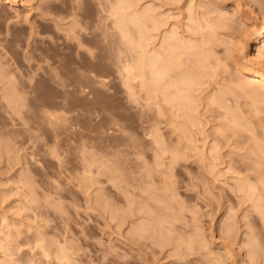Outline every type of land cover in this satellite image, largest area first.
Here are the masks:
<instances>
[{
    "label": "rangeland",
    "instance_id": "obj_1",
    "mask_svg": "<svg viewBox=\"0 0 264 264\" xmlns=\"http://www.w3.org/2000/svg\"><path fill=\"white\" fill-rule=\"evenodd\" d=\"M132 1H134L133 2L134 5L132 4L133 7H131L132 9L129 8L124 10L123 12H120L121 10H118L117 5L115 4V0H24L23 2L16 4L14 7L7 5L6 3H4V1H0V264H20V263L25 264V262L28 259H32L33 262L35 260L36 262L33 263L32 260L31 262L27 261L26 263L28 264H38V263L41 264L42 262L44 263L46 259L45 256L42 257L39 254L41 252H43L41 253L42 255L45 253L44 255H46L48 261L50 260V258L52 259L50 260L51 264H65L68 258L65 259L66 260L65 263L61 259V261L63 262L61 263L59 255L62 254L61 252H63L64 250L63 248L66 244L69 245L70 249L74 246L76 247L75 249L79 253L77 254L79 256V259H76L75 257L73 258V256H76L78 258V256L76 255L77 252L75 253L74 251L76 250L75 249L73 250V248L70 250L68 246H65L67 249H69V250L66 249L67 252L71 254L70 251H72L75 253V255L70 256L67 253L66 257H69L70 259L73 258L72 259L73 262L76 260L77 263L79 264L81 263L100 264V262H102L101 259V261L98 263L100 257L102 258V256L108 254L106 257L110 258V256L113 255V253L114 255L118 254L121 256L120 257L116 256V258H114L115 257L114 256L112 260L116 259L118 262L121 263V261L123 260L124 262V259L126 258L127 259V261H125L126 264L128 263L136 264L133 262H139L140 264H145V262L146 263L148 262L147 264H185L184 256L191 258V260L187 258L188 259L187 262L189 261L191 262L193 259H195L194 261H192V263L186 262V264H197V263L207 264L209 263V261L206 260L205 257L209 256L210 254L209 252H211L210 250H212L213 252L222 250L223 254L221 252H218V254L221 253L223 255L222 256L223 258L228 257L227 261H225L226 260L225 258L224 260L225 262H223V260L221 262V259H223V258L221 259L219 258L221 254L219 256L215 254L216 252L214 254L211 252L210 256L212 254L218 256L217 259L219 258V261L221 262L220 264L222 263L231 264L235 258L236 259L234 261L236 262L235 263L233 262L234 264H239V263L241 264L242 261L248 263V261L246 260H250L249 261L250 263L248 264H251L252 261L251 258H249L250 249L248 252L249 255L246 252L248 248H251L250 245L253 246V248L255 247L257 248V246L259 247L261 243L263 249H261L262 252L259 250L261 253L258 252V254L259 255L264 254V228L262 229L264 222H261V220H259L260 217L262 218L264 213H262L261 210L260 211L261 216L259 218L257 216L258 214L256 213V211L258 212V210L260 209H263L264 211V202L262 201V199L264 198L263 190L262 189L259 190V191L262 190L261 191L262 197L261 194L259 196L260 199L262 198L261 201L259 199V201H257L259 203L255 201L253 204V206L256 203L257 206L262 204L261 206H259L260 207L259 209L256 205L254 206V208H252L251 206L252 203L250 204L249 202H252L253 200L249 201L250 198H245V199L242 198V200L243 199L244 200L242 201L243 203L240 204L241 202L239 200L241 198H237L239 192V191L237 192L238 190L237 188H239L238 186H236L237 190L234 188L235 192H237L236 193L237 195L234 194L235 192L234 193L232 192L234 190H231V188H233L232 186L237 185L235 180L237 181L239 179L238 181L240 182V188L245 187V185L249 182L252 183L253 181L252 179H250V181L245 179L247 178L246 177L247 174L249 177L250 175L252 177L253 176L252 173H254L255 178H258L257 175L259 174L258 176L262 178V183H263L262 184L261 182H259L261 183L260 187L264 185V141H263L264 113L262 112L263 114H260L258 117L256 116V114L251 113L254 111L249 112L250 109H253L249 106L251 105L250 101H249L250 104L248 105L247 100L249 99L248 98L246 99V97H243L242 95H241L242 97L238 98L235 95H240V94L236 93V91L232 92V88H231L234 84L236 85L235 82L237 81H238L237 84L240 83L241 81H245V83L246 82L249 83V86L250 83L252 86L254 85L253 82H250L249 79L245 78L239 72L237 66L243 63L251 66L255 65L254 63H252L253 61L252 55L253 56L255 55L256 50L254 49V45L252 44V41L248 40L244 36L245 34L244 19L247 18L249 21L253 23L256 22L255 24L258 25L259 19L264 17V0H139V1L132 0ZM236 4H238L242 10L240 9V11H235V12L230 11ZM134 7H138V8H134ZM137 10L141 12L142 15L141 17H143L144 14L148 12L147 15L143 17L144 19L145 18L148 19V17H151V15L154 16L158 26V27L156 26L155 29V32L157 33H154L152 31L151 33H149L148 28L151 27V24H149L151 22L149 20L150 18L148 20L146 19L143 20V18H141V21H143L142 23L144 24V27L140 26L141 30L143 28L142 30L143 35L141 37L142 41L140 40L142 46L139 44L137 46L136 43L138 42H135L137 40L139 41L140 39L139 36H136L138 35V30L136 31L138 27L136 25H131L132 23L130 24V22L129 23L126 22L128 21L127 18H129L128 17L129 15L131 16L132 14L136 13L135 16L138 15V17H140L139 16L140 13H138ZM150 10L152 13L153 12L154 13L152 14L151 12H149ZM126 12H131V13L126 14ZM252 13L254 14L252 15ZM155 14L157 16H155ZM144 22H146L147 26ZM120 23L127 24L126 29L128 32L127 33L128 37H126L127 36L126 34V36L122 38L121 33L117 28V25H119ZM113 30L114 31L117 30V31L114 32ZM147 33L148 35L150 34L152 37L154 35V37L147 39L148 37H151L150 35L148 36ZM170 33L171 34L177 33L178 35L175 34V38L176 37L178 38V36H180L183 42L180 40L179 41L187 45L188 42L191 43L192 40L191 44L193 45L194 48L191 47L192 50L190 49L191 50L190 53L192 55H196V57H198L199 59H201L200 55L204 56L203 63L204 60L207 61V59L205 58L207 56L209 58L208 59L209 64L208 63H204V64L213 65V67H209V68L208 66L204 68L202 67V69H206V70L211 68L212 69L210 71V73H212L211 75L209 74V72L207 73L206 70L203 71L206 74H209L208 76L210 77L216 73V75L212 76L211 78L203 74L205 78L207 76L206 79L199 80L200 78L199 79L196 78L197 80H195L194 85L198 84V86L196 85L198 88L194 86L196 89H194L195 92H192L194 94L193 98L191 96L192 104L193 103L194 104L190 105L192 106L190 109L193 110L196 109L195 111H191V113L194 112L193 114L195 118L193 119L190 113L189 116L185 118V119L188 118L187 120H190L192 118L190 121H192L193 123L189 121V124H191V126L189 125L187 126L188 124L187 120L185 119L183 120V118H181L184 116L182 113L187 112L188 110L186 111L185 107H184L185 109L182 108L181 110L180 109L181 106L179 105L178 107L176 106L177 107V109L175 108L176 110L172 108L176 104V102L175 103L172 102L174 97H172L171 95L169 96L170 98L168 97V100H166L167 96L165 97L163 96L167 95L166 92L168 91L166 92L163 91L165 92V94L161 96L162 93H160L159 91L160 88L157 90L159 94L158 92H156L157 97L160 100L157 99V97L155 100H152V95H150L149 93L152 91V89H150L151 84L149 80H145L146 79L145 75H147L146 72L148 70L146 69L147 67L144 66V64L147 61V58H149L151 52L146 54L144 53L147 51L149 52L150 49L152 50L154 49L156 51L160 46L163 45V43L162 45L160 43L162 42L163 35L164 37H166L168 35H171ZM133 38H135V40H133ZM208 39L211 42H215L216 44L215 43L214 44L216 45V47L215 45L210 43ZM204 41H206L207 43ZM241 41L242 44L247 41L249 48L242 49V45L240 44ZM191 44L190 46H192ZM210 44L213 46L210 47ZM198 46L201 48L199 49ZM196 47L198 48L195 49ZM161 49L162 47H160L158 50L160 51ZM193 49L194 52L196 53L193 52ZM206 50H208L207 51L208 53L205 52ZM141 52L144 53L141 54ZM210 53L213 55H211ZM56 57L58 60L55 59ZM190 57L193 59L194 58L197 59L196 57H192L191 55ZM249 57H250V61H249ZM143 58H145V60ZM136 60H138V62ZM141 60L144 63L143 64L144 67L141 64H138V63H142ZM148 61L146 62V64H148ZM126 64H128L127 66L131 64V66L134 67H138L140 65L141 69L143 67L142 69L143 71H140V74L142 75L143 79L139 80L138 78H136L133 81L128 80L127 75L124 71V66H126ZM214 64L218 67V69L217 68L214 69ZM64 67L67 69L65 70ZM12 69L14 71H12ZM144 70L147 71L144 72ZM64 71L66 72V74L64 73ZM184 71L186 73L187 70ZM8 72H11V74H9ZM48 72H50L51 74ZM64 75L65 76L67 75L65 77L67 80L66 87H60L59 85L54 83L55 82L53 81L54 78L55 80L56 79L58 80L59 77L61 79V77H63ZM203 75L200 77L204 78ZM7 76L10 77L12 76V78L9 79ZM7 78L10 82L11 80H13L12 82L16 81L14 82V85H12V83H9V81L6 80ZM125 78L127 79L126 81ZM3 79H5V81ZM145 81L148 82V84ZM3 82L4 84L5 83L6 84L5 85L2 84ZM144 83L146 86L144 85ZM241 84L244 83L242 82ZM130 85L133 89L130 87ZM141 85L143 86V88ZM12 86L16 88L13 89ZM249 86H244V87H249ZM252 86H250L249 88H251ZM4 88H6L5 91L7 92L3 94V92H5ZM254 89H258V86L255 87ZM9 90L11 91V93H13V95L15 94L14 95L15 97H17V95H19L20 93L21 95L24 93V96L22 95L23 97L19 95L18 98L15 99V101H17L15 102L16 105L19 106L21 105L22 102L23 105L20 108L24 106L22 110L20 109L21 113L19 115H16V113L11 109L12 107L11 105H13L12 104L13 102L12 100H11L12 103L9 102L11 96L8 93ZM66 90L67 92H65ZM229 90H231V92ZM260 90H262V88L260 89L259 87L258 91L260 92ZM261 92L264 91L262 90ZM5 95H6V99H5ZM7 95H9L8 96L9 98L7 97ZM89 95L91 97H88ZM261 95L263 96L264 93L259 94V96ZM212 96H215V98H213ZM11 97L13 99V96ZM163 98L165 99L166 102L171 101L172 103H174V105L171 102L167 103L168 105L166 103H162L165 102L163 101L164 100ZM208 98L210 100H208ZM211 99L216 100L218 103L214 104L215 101H213L214 103H212ZM258 99L263 100L264 96L263 98L260 97ZM90 100L93 102H91ZM200 101L202 102L200 103ZM210 101H211L210 107L208 105L209 108L206 107L207 109L206 110L205 105H207L206 103H209ZM18 102H20V104H18ZM152 102H154V104H152ZM188 102L186 103L190 104V101ZM156 103L159 104L158 105L159 110H157V108L154 107V105L155 106L157 105ZM62 104L64 108L62 107ZM42 106L43 107L52 106L53 108L51 107V109H53L54 111L64 110L68 112L70 131L67 134L62 133L63 130L60 129L61 127L58 122L57 124H54V126H48L46 125V123L44 124V122H40L41 120L39 119V117H38L39 120H37L36 117L39 115L40 108ZM188 106L189 105H187V107ZM61 107L63 109H61ZM170 107L174 111H170L171 110ZM179 109L181 110V113L178 114L181 117L178 115L179 118H177L178 116H176L177 114L175 113V111L178 112ZM154 112L155 113L160 112V113L156 115ZM248 112L252 114L251 118L247 114ZM14 113L16 116L14 115ZM223 116L224 117L226 116L225 117L226 119L223 118ZM20 117L25 120L24 123L22 122V119ZM257 117L260 118L259 119L260 121H258ZM228 120L231 123L233 122L232 123L233 125H230ZM184 121H186L187 123L185 124ZM195 121L198 122L199 124L198 126L195 124ZM181 122L182 124L184 122V124L186 125L185 126L186 131L183 130L184 128L183 126H182L183 128H181L182 125ZM32 124L37 129L33 127ZM243 124H247V125L243 126ZM188 127L190 128V131ZM221 128H223V130ZM12 129L14 132L12 131ZM16 129L17 131L21 130V132L23 131L22 129H24L25 134L26 133L27 134L23 135L24 131L21 134L20 131L19 133H17ZM15 131L18 136L15 134ZM104 131H106L107 134L104 133ZM151 131L153 133L155 132L154 133L155 136L156 135L158 136V138L156 137L157 138L156 140L160 139L159 141L161 143L164 142V145L162 144L163 146H161L160 148L162 149L165 147L167 152L165 151V149H162L163 152L165 153L171 152L173 155H175L176 153L173 151V149L177 150L179 156L184 154L182 156L183 158L182 160L185 159L186 162L184 163L183 161L182 163L181 158L180 159L177 158L178 161H181L182 166H177L178 164L174 163L175 167H173V164H171L172 163L171 160H169L171 159L169 158L171 154L169 153H168L169 155L163 154V152L161 153V151H157L158 154L160 155L162 154L159 157V155L156 153L154 148L159 141L157 142V144L151 141L152 140L151 136L153 135ZM115 132L117 133L115 134ZM63 135L65 136L68 135V137L64 136L66 138L65 139L63 138ZM80 135L82 136V138ZM106 135H108L110 139H108L109 137ZM105 136L106 138L107 137L108 138L106 139ZM24 137H27L29 141ZM91 137H95L94 139H96L98 143L96 144L95 141L93 143L92 140L93 138ZM99 137H101L102 139H100ZM214 138L217 140H215ZM63 139L68 141H65ZM97 139H99V141ZM100 140L104 141L103 143H101L100 146L101 148L98 147L97 149H95L100 144V142H102ZM106 140H110V141L107 142ZM214 141L218 142L219 145ZM211 142L213 144L218 145L217 153L219 156L217 155V153L216 155L218 156L219 159H216V161L215 160L211 161L212 157L211 158L209 157L210 160L208 159L206 162L205 158L203 157L206 156V153H208L209 156L211 155L209 153L210 148L212 149V147L209 148V146L213 145L211 144ZM63 143L65 144V146ZM92 144L94 145V147ZM83 145L84 146L86 145L85 148L88 147V149H85ZM106 146L110 147L109 148L110 151L109 150L104 151L106 150ZM251 146L252 148H254V150L250 148ZM103 147L105 149H103ZM261 147L262 149H260ZM206 148H209V150H206ZM83 149L86 150V152L87 150L90 152L93 151L95 152V150H97L99 152L100 149L101 152L100 154L98 152L95 153L93 152L92 154L89 152L90 155L87 154L86 156L85 155L86 153L83 152L84 151ZM158 149L159 148H157L156 150ZM251 149L253 151H255L256 149L257 151H255V153L252 152L253 153L252 155ZM202 150L204 152L206 150V153L204 154ZM50 151H52L53 153ZM102 151H104V153ZM201 151L203 153H201ZM105 152H107L106 153L107 155L105 154ZM178 153L176 154L177 157H179ZM50 154H52L53 156ZM254 154L255 155L258 154L256 156L259 158H256ZM54 155L56 157H54ZM88 156H90V158ZM106 156L109 157L107 158ZM100 157L103 158L101 159ZM86 159L90 163L88 162V164H86L87 163ZM99 159L102 162H104L105 165L104 164L100 165V163L102 162H100ZM97 160H99L100 163H98ZM210 161L213 164H210ZM168 162L171 164V167L173 168L170 167V164ZM116 163H118L117 164L118 167L116 166ZM119 164L123 165L125 171H123V169L121 171L119 170V172L116 171L117 168L119 169L121 167V165L119 167ZM154 164L157 167H154L155 166ZM166 164H169V168L168 165ZM102 165H104L103 170L111 166L112 168L110 167V169L113 170L111 171L113 172V174L111 172L110 173L112 175H114V173L115 175L119 173V175L117 174L119 177L122 176L120 172L124 175L126 174L124 177H127L126 180L129 179L130 177L129 180H132L131 181L132 186L131 184L130 187L129 185L127 186V184H129L130 182L129 180H127L126 184H124L125 183L124 180H122L123 182H121V180L118 179L120 181L118 183L120 184L116 182L118 181L116 179L110 180L111 177L115 176V175L110 176V174L108 175L110 169H108L109 171L108 170L104 171V173L107 172L106 174L104 173L101 174L100 170H102ZM100 166L101 168H99ZM140 166H142V168ZM113 167L116 170H114ZM146 168L149 169L147 170ZM249 168H251L252 171L246 172L247 169L250 170ZM150 170H152L154 177L152 176V174L150 175L151 173ZM241 170L242 171L245 170V172L244 171L241 172ZM255 170L260 171L261 173H258ZM165 171L166 173H162ZM260 174L261 175L263 174V176H261ZM109 176L110 178L108 180ZM144 176L148 177V179L149 176L150 178H152L148 180L149 182L154 178L153 180L154 182L152 181L150 182V184L155 183L154 185L155 188L154 187L153 189L150 188V186L151 185L153 186V184L148 185L149 182L148 183L145 182L147 181L145 180L147 178H145ZM238 176L240 178H238ZM244 176L245 178H243ZM197 177H199V180L200 177H202L201 178L202 180L199 181ZM255 178L253 179L256 181ZM137 179L138 181L139 180L141 181L140 182L141 184H139ZM242 179L243 180L245 179L244 181L245 185L243 184ZM163 180H165V184L168 183L166 184V187H169V188L166 187L164 188L168 190L172 188L173 190V191L171 190L167 191L168 195L170 194V192L171 194L175 193L176 195L175 194L174 196L170 195L171 197L167 196L165 189L162 187L165 186ZM110 181L115 183L113 184L114 186L110 183ZM255 181H253L252 184L254 186H257V188L259 189L258 185L254 184ZM133 183L134 184L136 183L135 184L136 186ZM117 184L119 186L126 185L127 187H129V191L126 192L128 194L129 192H132V194L135 193L134 195L138 193L137 190L139 191V189L141 190L142 188V190L144 191L143 194L145 195L147 194V196L142 194L140 201L139 199L140 193H138V197L135 196V198L138 199L137 200L134 199V200H136V202H138L139 205L141 206L144 205L143 206L144 209L148 211V214H150L151 218H155V217L157 218L158 216H160V215L158 216L155 215V217H152L155 213L154 210H156L157 208L158 210H156V212L159 211V208L160 210L162 209V212L163 209H165L166 211L164 210V212L166 213L168 212L169 214L172 212L176 213L178 211L180 215H178V212L176 215L181 216L180 218L189 217V219L191 215L196 212L195 216L197 218L194 216V214L192 215L194 219L196 218L195 220L193 219V223L194 221L196 223V220L198 219L197 222L199 221V225H201V229H203L205 232L202 233L205 234L207 237L203 236L202 233L200 234L201 229H199V226H198L199 232L197 230L198 234L196 235L197 236L200 235L202 239H204L205 237V239L207 238L208 242L210 241L208 244V242H206V240L204 239L207 245H209L208 246L209 252L207 251L204 255L203 253L207 249L204 252L203 251L199 252L201 247L199 248L198 245L194 244L193 246L190 244L191 246H193L192 250L194 247H196V250L199 249V251L195 253L196 250L195 251L193 250L195 254L194 253L192 254L194 255L186 256V254L191 255L190 252H193L190 250H189L190 252H187L189 247H186V245H188L189 242L193 244L195 240V238L192 237L193 235H191V231H193L194 229L193 227L195 226V224L193 225L192 223H190L189 222L190 220L188 219L187 221H184L183 224L185 226L188 223L190 225L192 224L193 226L191 231H190L191 227L186 228L185 231L183 230L185 226L182 223H180L181 219L177 220L176 226L177 224H180V226H177L179 228L181 227V225H183V227L181 228L182 231L184 232H186V230H189L190 234H186L185 237L189 238L187 236L190 235V237L193 238V240L192 238L190 240H192L193 242L189 241V239L186 240L184 237H180L185 234L184 232L181 231L178 232V230L180 229L174 231L175 234L171 233L172 235H177V236L179 235L178 233H181V235H179L178 237L182 238L181 240H183L182 241L183 243L184 240L187 241V243L186 241L184 243L185 246L182 242H180L182 244L180 245L183 246L182 248L178 243H176L177 240L179 242V238L178 239L175 238L176 236L174 237L170 235V233H169L170 236L168 235L170 240L166 239V241L169 242V243L166 242V244L168 245H166L165 242L162 243L163 241H165V240L162 241V239H165V237L161 239L160 246L161 247L163 246L162 249L164 250L167 247L164 251L159 247V245L157 246L155 245L156 249L154 248V251L149 247L148 248L141 247V249L144 248L145 251H147L146 254H144L145 251L138 249L140 247L137 248L133 246L132 247L133 249L129 247V245L126 244V240H125L126 238L124 237V234H126L125 236H128L127 234L131 233V230L129 232L126 229H131L130 228L131 225H135V224L137 225V223L139 222L137 216L139 217V215H137L136 217L134 216L135 220L130 217L134 222H132L130 225V222L128 223L127 221L128 224H125L124 229L122 227L124 225L123 224L121 226V229L123 230L118 231L119 227H117V225L115 226V223H117L116 221L119 218V215L122 213V216H124V218L126 217L128 218L127 212L128 213L130 212L129 209L127 210L125 209L126 207L124 208L123 212H120L122 211L120 209H123V207L120 209L116 207L114 208V206H117L116 202L119 201H120L119 207H121L120 206L121 201H123V203H125V205L128 206L126 201H124V197L122 200H120L121 198L118 199L119 201L117 199L114 200V198H119V193H120L118 188L119 186H117ZM137 185H139V187ZM141 185L143 187H140ZM115 186L117 189L115 188ZM156 186L159 187L158 189L162 187L161 190L164 189V192L159 190L160 191L159 193L161 194L157 192L158 194L154 195L153 192L155 191ZM133 187H136L137 190L136 188L134 189ZM203 187L205 189H203ZM206 189L209 191V193L207 191L208 194H206L205 192ZM96 191L102 192L101 196L99 195L98 192L97 194ZM162 192L166 193L164 195L165 197L167 196L170 199L175 198V203H173V199L171 200L169 199L170 203L172 204L171 205L172 207L169 208H171L172 210L167 207V205H170V203L169 204L165 203L168 200L167 201L165 200L164 202L165 204L161 205V203L164 201L165 198L162 196L163 195ZM150 193L151 195H149ZM211 193L213 194V196ZM257 193L259 194L260 192ZM128 194L127 196L129 197V195L131 194L129 195ZM96 195H99L96 198L98 202H95L97 201L95 200L94 197ZM102 195L104 199L106 198L104 201L107 204L108 202L110 203L109 205L112 204V208L109 207L110 209L120 210V211L117 210L119 213L115 210L117 212V215L115 216L111 215L114 218H110L111 216L109 214L111 213L108 212L109 211L108 208H107L108 211L105 210L107 213L104 211L106 206L109 205L104 203V201L103 202L101 201ZM159 195L160 197L162 196L163 199L159 198L161 200H158L155 197L154 199L157 201H153V199H148L146 200V202L147 201L149 202L147 203L144 202L145 204L142 205L143 200L145 201L144 198H148V197L153 198V196H159ZM132 196H130L129 198H132ZM98 197L100 200L98 199ZM246 199L249 200L245 201ZM134 200L133 203L135 202ZM93 201L97 204L99 202L100 203L102 202L101 204L102 206L100 204L98 205L100 206V210L98 206L93 203ZM150 201L155 203L157 202V204L159 203L160 205L158 207H155L157 204L154 205ZM181 201L183 202L181 203ZM237 202L240 203L238 204ZM103 203L106 204V206L104 205L105 208L103 207ZM151 203L153 204L152 205L153 208L149 207ZM180 203L181 204L184 203L187 206V209L188 208L190 210L193 209L194 211L188 210L189 211L188 213L186 212L187 211L186 208H185L186 211H184L185 209L183 207L182 208L180 207L181 206ZM132 204L130 206H132ZM136 204L137 203L133 204L134 208L133 207L130 208L135 209ZM165 205L166 207H163ZM174 206H176V210L173 209ZM179 207H180V211L178 209ZM255 207H257L258 210L255 209ZM101 210H103V212ZM182 210L184 211L185 214L183 213ZM115 211H113L112 214H114ZM159 213H155V214H159ZM175 213L172 214L174 215ZM172 214L168 215L169 220ZM162 215H164V213H162ZM176 215L174 216L176 217ZM227 215H228L227 218L230 219L229 221H226L225 220L226 218H224ZM230 215L237 220V221L235 220L236 224L238 222L237 226L234 227L236 225L235 224L232 228V233H234L233 230H235L234 236L236 237L237 235V237L235 238V244H233L232 242H234V236L232 234L231 240L233 239V241L231 242V246H230L231 248L229 247L230 253L229 254L227 253L228 255L225 256L226 252L224 254V250H223V246L225 244L223 243L226 241V239L224 238L222 239L221 237L222 233H220L221 232L220 230L222 227L224 226L226 227L228 222L232 221L231 218L233 217H231ZM164 216L166 217V215ZM178 216L176 218H178ZM242 216H244L245 219L249 217L252 219V220L250 219L252 222L254 221L253 224L250 222V226H252L251 227L252 229L254 228L253 226H255L254 230H256V226L259 227V229L257 227L258 229L257 231L260 233V237H259V239L261 238L260 243L257 241L258 239L255 238L258 236L255 237L251 236V234L255 235L258 233H254L253 232L254 230L251 231L252 229L248 227L249 222L247 221H249V218L246 221L245 219H243L244 217L242 218ZM108 218L111 219V221H109ZM222 218L224 219L223 223H221ZM131 219L128 220L130 221ZM136 220H138V222H136ZM219 223L223 224L224 226ZM224 223H226V225ZM136 225L135 227H133L135 231L137 230ZM138 225H140V223ZM220 225L222 226L221 228ZM241 226H243V228H241ZM239 227L241 228L240 230L241 232L239 231ZM236 228H238V230ZM124 230H126L127 233H125ZM117 231L120 233H118ZM210 231L213 233H211ZM248 231H251V233L249 232L250 233L249 238L252 239L250 245L249 242H247V240L245 241L246 239L245 237H247L248 234L247 236H245L244 233H248ZM116 232L120 237L116 235ZM238 233L240 234V236H238L239 235ZM242 234L244 235L242 236ZM196 235L194 236L196 237ZM171 236L174 237L172 239H176V240L175 241L171 240ZM200 236H198L197 238H201ZM36 237L37 238L41 237V239L44 240L38 239L40 241H36L37 240ZM118 237L120 238V240L119 239L117 240ZM121 237L125 240V242H123L124 240L121 239ZM70 238H73L71 239L73 240L72 242L73 245L68 243L65 244V242L68 241L70 243ZM242 238L245 239L243 240ZM249 238L248 241L251 240V239L249 240ZM202 239L201 240L197 239V240L199 243H201ZM236 239H238V241ZM241 239L243 240V243H248L245 246L247 247L249 245L246 249H244V247L243 249H241L242 246L244 245L239 244L240 246L238 247L237 244L242 242ZM121 240L123 242V244L121 242L122 245L120 244ZM254 240L256 241V244L258 243L257 246L255 247L254 245L256 244ZM42 241H45L44 244ZM170 241H172L171 245L172 244L173 246L175 245L174 247H176L177 244L179 245L177 248H175L177 253H175V249L173 246L171 247L169 246ZM36 242L38 243L35 244ZM39 242L43 246H41ZM110 242L114 245L107 247V249H103L105 248V245H107L108 243L110 244ZM205 242L203 241L202 244ZM38 244H40L41 247L38 246ZM59 244L60 246H58ZM116 244L118 245L115 246ZM147 244L149 245V242H147ZM205 244H203V247L205 246V248H207L206 247L207 245ZM220 244H223V246H221ZM46 245L47 247L48 246L49 247L47 248ZM61 245L64 246L62 248L63 250L60 251L59 249H57V247L61 249ZM102 245H104L103 248H101ZM124 246H126V248ZM36 247L38 251L41 250L40 248H42V250L41 252L39 251V253L37 252L38 255L34 256L32 254H36L37 251ZM97 247L100 249H97ZM169 247L171 249H169ZM184 247H186L187 251L185 252L187 253L184 252L185 255L183 253L182 256L180 252L182 249L184 251L185 249ZM219 247L220 249H218ZM78 248L80 250H78ZM109 248H115L113 251L116 252L112 253V251H110L111 249ZM158 248H160L159 251ZM253 248H251V250ZM45 249L46 250L49 249L48 254L50 255V258L47 255V251ZM108 249L110 253H112V255H110ZM128 249L133 251H130ZM255 249L253 250L254 252ZM94 250H96L97 252L99 250L100 251L106 250L108 253L104 252L103 255V253L101 252L96 253L94 252ZM126 250L128 251L126 252ZM167 250H168V254H170L169 256H167L168 255ZM230 250H234V251H230ZM58 251H60L59 253L61 254H59ZM124 251L126 252L128 257L124 255L125 253ZM155 251L156 253L157 252L158 253L156 254ZM236 251L238 252L236 253ZM141 253L146 256H144L143 258ZM201 253H202L201 257L205 256L203 257L205 259H202L200 257ZM255 253L256 254L254 255L252 253L253 255L252 258L254 259L255 257L256 259L255 261L257 262L259 261V259L257 257L258 256L257 252ZM92 254H94V256L95 254H98L99 257H96L98 258V260L95 259V257ZM122 254L126 257H124ZM132 254H133V258H131ZM152 254H154L153 255L154 257H152ZM165 254H167L166 259L164 258ZM65 255H61V256L65 257ZM213 255L210 257V259L213 258ZM237 255L239 258L237 257ZM243 255L245 257H243ZM31 256L32 258H30ZM178 256L182 258V260L184 261L181 262L177 261ZM230 256H233L232 257L233 259ZM246 256H248L247 257L248 259L246 258ZM91 257L93 258L94 262L95 260H97L96 263H94L93 261L87 262L89 261L88 259H91ZM117 257L121 258L122 260L119 261ZM70 259L68 260V264L69 262L70 263L72 262V260ZM217 259L215 258L216 263L218 264L219 261ZM83 260L85 262H83ZM105 260H108V258L103 259L104 264L108 262V261L105 262ZM110 260L111 258L109 259V261ZM261 260L263 261L262 264H264V257L263 259L261 258L258 263H256L253 260L254 261L253 264H260ZM48 261H46V264H49L47 263ZM113 261H110V263L108 262L106 264H113ZM142 261H144V263ZM123 262L122 264H125V262L124 263ZM77 263L75 262V264Z\"/></svg>",
    "mask_w": 264,
    "mask_h": 264
},
{
    "label": "bare ground",
    "instance_id": "obj_2",
    "mask_svg": "<svg viewBox=\"0 0 264 264\" xmlns=\"http://www.w3.org/2000/svg\"><path fill=\"white\" fill-rule=\"evenodd\" d=\"M0 1H4V3H6L7 5H9V6H13V7H14L16 4H19V3L23 2L24 0H0ZM137 1H139V0H137ZM137 1H136V2H137ZM133 2H134V1H132V0H115V4L117 5L118 10H121L120 12H123L124 10L133 7V6H132ZM137 3H138V2H137ZM133 5H134V4H133ZM135 6H137V5H135ZM112 7H113V6H112ZM134 8H138V7H134ZM131 9H132V8H131ZM240 9H241V7H240L238 4H236V5H235L230 11L235 12V11H240ZM134 10H135V9H134ZM241 10H242V9H241ZM128 11H129V10H128ZM144 11H145V10H144ZM144 11H143V12H144ZM135 12H136V11H135ZM137 12L140 13V15H139L140 17H138V15L135 16L136 13H135V14H132V15H134V16H132V15L130 16V15H129V16H128L129 18H127L128 21H126V22H127V23L130 22V24L132 23L131 25H136V26L138 27V28H137V27H134V28H137L136 31L138 30V35H136V36H139V37H140V39L138 38L139 41H140V40H141V37H142V35H143V31H142L143 28H142V30H141L140 28H141V27H144V24L142 23L143 21H141V18H143L145 15H147L148 12H147L146 14L142 13V14H144L143 17H141V16H142V15H141V12H139L138 10H137ZM149 12H151V10H150ZM232 12H231V13H232ZM124 13H125V12H124ZM127 13L130 14L131 12H126V14H127ZM132 13H134V12H132ZM151 13H152V12H151ZM153 13H154V12H153ZM153 13H152V14H153ZM239 13H240V12H239ZM245 14H246V13H245ZM250 14H251V13H250ZM253 14H254V13H252V15H253ZM261 14H262V13H261ZM149 15H150V14H149ZM155 16H157V15L155 14ZM122 17H123V16H122ZM125 17H127V16H125ZM151 17H153V18H151ZM151 17H148V19L150 18L149 20L151 21V22L149 23V24H151V27H149L150 25L148 26V27H149V28H148V29H149V33H151V31L154 32V33H157V32H155V29H156V26H157V23H156L157 21H156V19L154 18V16L151 15ZM221 17H222V16H221ZM145 19H146V18H145ZM145 19L143 18V20H145ZM148 19H146V20H148ZM255 19H256V18H255ZM125 20H126V19H125ZM113 23H114V22H113ZM144 23L146 24V22H144ZM255 23H256V22H255ZM255 23L249 21L247 18L244 19V24H245V32H244L245 34H244V36H245L248 40H251V41H252V44L254 45V49L256 50V51H255V55H254V56L252 55V57H253V58H252V59H253L252 63H254L255 65L251 66V65H248V64H244V63H243V64H240V65L237 66L239 72H240L245 78L249 79L250 82H253V84H254L253 86H252L251 83H250V86H252L253 88H252V87L249 88V87H250V86H249V83H247V82L245 83V81H241V82L238 83V84H237V82H238V81H237V82H235L236 85H235V84H234V85L232 84L233 86H232L231 88H232V92H235V91H236V93L240 94V95H235V96H237L238 98H240V97L243 96V97H246V99H247V98L249 99V100H247V101H248V105L251 103L252 106H251V105H249V106H250L251 108H253V109H250L249 112L254 111V112H251V113H252V114L254 113V114H256V116L259 117L260 114H263V113H264V99H263V100H262V99H260V100L258 99V98H260V97L263 98V96H264V95H263V96H262V95L259 96L260 93H261V94L264 93V92H261L262 90L264 91V17H262L261 19H259V23H258V25L255 24ZM114 24H115V23H114ZM126 26H127L126 23H125V24H124V23H120L119 25H117V28H118L119 32L121 33L122 38H124V37L126 36V34L128 33V32H127V29H126ZM129 26H130V25H129ZM129 26H128V27H129ZM140 26H141V27H140ZM146 26H147V24H146ZM205 26H206V25H205ZM208 26H209V25H208ZM157 27H158V26H157ZM150 28H151V29H150ZM130 29H131V27H130ZM196 29H197V28H196ZM208 29H209V28H208ZM145 30H146V29H145ZM201 30H202V29H201ZM111 31H112V30H111ZM113 31H114V30H113ZM116 31H117V30H116ZM116 31H114V32H116ZM128 31H130V30H128ZM158 31H159V30H158ZM170 32H171V31H170ZM172 32H174V31H172ZM104 33H105V32H104ZM135 33H136V32H135ZM188 33H189V32H188ZM170 34H171V33H170ZM175 34H177V33H175ZM175 34H171V35H168V36H166V37H164V35H163L162 42H160L161 45H162V43H163V45L160 46V47H162V49H161L162 51H161V50H160V51L158 50V49L160 48V47L158 46L159 48H158L156 51H155L154 49H153V50L150 49L149 52H148V51L145 52V53L143 52L144 54H146V53H150V52H151V54L149 55V58H147V61L149 60V61H148V64H146L147 61H146L145 64H144L142 60H141L142 63H138V64H141L142 66H143V64H144V66L147 67L146 69H147L148 71L146 70V71H147V72H146V71L144 70V72L147 73V75H145V78H146L145 80H149V82H150V84H151V85L149 84L150 87H151V88H150V87H149V88L152 89V91L150 90L152 93H151V92H149V93H150V95H152V100H155V99H156V97H157V93H156V92H158L157 90H158L159 88H160V90H159L160 93H162V95L160 94L161 96H163V94H165V92L168 91V92H166L167 95H164L163 97L167 96V97H166V98H167L166 100H168V97L171 96V95H172V97H174L175 100L173 99L172 102H174V103L176 102V104L174 105V103H172V102L170 101V102L174 105L173 107L171 106L172 108H174V109L176 108V109H177V107H178V105H179V106H181V107H180L181 110H182V108H184V107L186 108V109L184 108L186 111L188 110L187 112L182 113L185 117H184V116L181 117V116L178 114V113H181V110H180V109H179L180 112H179V110H178V112L175 111V113L177 114L176 116L179 115V116H180L181 118H183V120H184L186 117L189 116V113H190V114L192 115L193 119H194V118H195V116H194V114H193L194 112L191 113V111H195L196 109H195V110L190 109V108L192 107V106H190V105H193V104H194V103L192 104V101H191V100H192V99H191V96H192V98H193V95H194L192 92H195L194 89L198 88V87H197L198 84H196L197 86L194 85V84H195V80H197V79H199V78H200L199 80H203V79H206L207 76H208L209 74L211 75V74H212V73H210V71L212 70L211 68L206 70V69H202V67L204 68V67H207V66H208V68H209V67H213V65H211V64H210L211 66L208 65V64H209V63H208V59H209V58L206 56V54H205V56H206L205 58L207 59V61L204 60V63H208V64H204V63H203L204 56H201V55H200V58H201V59H199L198 57H196V55H192V54L190 53L191 50H192L191 47H193V45L191 44V43H192V40H191V43H189V42L187 41L189 46H190V44L192 45V46H190V48H189V46H188L187 44L182 43L183 40H181V37H180V36H178V38H177V37L175 38ZM147 35H148V33H147ZM149 35H150V34H149ZM149 35H148V36H149ZM177 35H178V34H177ZM113 36H115V35H113ZM113 36H112V37H113ZM136 36H135V38H136ZM144 36H145V35H144ZM150 36H151V35H150ZM199 36H200V35H199ZM110 37H111V36H110ZM126 37H128V34H127ZM132 37H134V36H132ZM153 37H154V35H153ZM153 37L151 36V37H148L147 39H150V38H153ZM179 37H180V39H179ZM182 37H183V36H182ZM202 37H203V36H202ZM135 38H133V40H135ZM156 38H157V37H156ZM127 39H128V38H127ZM130 39H131V38H130ZM163 39H164V40H163ZM136 40H137V39H136ZM143 40H144V38H143ZM155 40H156V39H155ZM179 40L182 41V42H180ZM187 40H189V39H187ZM208 40H209V39H208ZM123 41H124V40H123ZM139 41H138V40L135 41V42H138V43H136V45L138 46V44H139V45L142 46V43H141L142 40L140 41V43H139ZM146 41H147V40H146ZM153 41H154V40H153ZM209 41H210V40H209ZM112 42H113V41H112ZM204 42H206V41H204ZM148 43H149V42H148ZM150 43H151V41H150ZM150 43H149V44H150ZM206 43H207V42H206ZM210 43H212L213 45L216 44L215 42H211V41H210ZM214 43H215V44H214ZM240 44L242 45V49H243V48H249V45H248V42H247V41L244 42L243 44H242V41H241ZM151 45H152V44H151ZM151 45H150V46H151ZM159 45H160V44H159ZM204 45H205V44H204ZM208 45H209V43H208ZM213 45L210 44V47L213 46ZM134 47H135V46H134ZM198 47H199V46H198ZM198 47H196L195 49H197ZM202 47H203V46H202ZM205 47H208V46H205ZM215 47H216V45H215ZM140 48H141V47H140ZM152 48H153V47H152ZM193 48H194V47H193ZM200 48H201V47H199V49H200ZM155 49H156V48H155ZM190 49H191V50H190ZM214 49H216V48H214ZM136 50H137V49H136ZM147 50H148V49H147ZM151 50H152V51H151ZM245 50H246V49H245ZM188 51H189V54H188ZM200 51H201V50H200ZM203 51H204V50H203ZM203 51H202V52H203ZM207 51H208V50H206L205 52H207ZM212 51H213V50H212ZM193 52H194V49H193ZM205 52H204V53H205ZM143 53L141 52V54H143ZM194 53H196V52H194ZM200 53H201V52H200ZM207 53H208V52H207ZM210 54H211V53H210ZM53 55H54V54H53ZM190 55H191L192 57H196L198 60L195 59V58H194V59L191 58ZM211 55H213V54H211ZM56 56H58V55H56ZM184 56H185V57H184ZM187 56H189V57H187ZM198 56H199V55H198ZM59 57H60V56H59ZM59 57H58V58H59ZM187 58H189V59H187ZM190 58H191L192 60H191ZM212 58H213V57H212ZM55 59H57V57H56ZM143 59L145 60V58H143ZM47 60H48V59H47ZM57 60H58V59H57ZM190 60H191V61H190ZM136 61L138 62V60H136ZM205 61H206V62H205ZM247 61H248V60H247ZM249 61H250V57H249ZM139 62H140V60H139ZM252 63H251V64H252ZM203 64H204V65H203ZM217 64H219V63H217ZM222 64H223V62H222ZM52 65H54V64H52ZM127 65H128V64H126V66H124V71H125V73H126V75H127V79H128V80H132V81H133V80L136 79V78H138L139 80H142V79H143L142 75L140 74V71H143L142 69H143L144 66H143L142 69H141V68H140V65H139V66L136 65V66H138V67L131 66V64H130L129 66H127ZM205 65H206V66H205ZM64 68H65V67H64ZM216 68L218 69V67L214 64V69H216ZM54 69H55V68H54ZM66 69H67V68H65V70H66ZM140 69H141V70H140ZM224 69H225V67H224ZM235 69H236V68H235ZM9 70H10V69H9ZM184 70H187L186 73H185ZM203 70H206L207 73L209 72V74H206ZM10 71H11V70H10ZM12 71H14V70L12 69ZM55 71H56V70H55ZM198 71H199V72H198ZM201 71H202V72H201ZM236 71H237V70H236ZM136 72H138V73H136ZM239 72H238V73H239ZM8 73L11 74V72H8ZM48 73H50V72H48ZM60 73H61V72H60ZM64 73L66 74L65 71H64ZM141 73H142V72H141ZM50 74H51V73H50ZM62 74H63V73H62ZM203 74H204V75H207L206 78H205V76H204ZM13 75H15V74H13ZM202 75L204 76V78H203V77H200V76H202ZM214 75H216V73L213 74L212 76H214ZM219 75H220V73H219ZM54 76H55V75H54ZM58 76H59V75H58ZM66 76H67V75H66ZM66 76L64 75L63 77H61V79H60V77H59L58 80H57V79L55 80V78H54L53 81H55L54 83L57 84V85H59L60 87H66V86H67V80H66V78H65ZM92 76H93V75H92ZM146 76H147V77H146ZM212 76H211V77H212ZM217 76H218V75H217ZM7 77H8L9 79L12 78V76H11V77H10V76H7ZM208 77L211 78L210 76H208ZM8 78H7L6 80H8ZM68 78H69V77H68ZM120 78H121V77H120ZM147 78H148V79H147ZM196 78H197V79H196ZM245 78H244V79H245ZM13 79H14V78H13ZM59 79H60V80H59ZM127 79L125 78V81H126ZM3 80L5 81V79H3ZM20 80H21V79H20ZM123 80H124V79H123ZM199 80H198V81H199ZM241 80H242V79H241ZM1 81H2V80H1ZM8 81H9V80H8ZM8 81H7V82H8ZM12 81H13V80H11V82L9 81V83H12V85H14V82H16V81H14V82H12ZM97 81H98V80H97ZM145 82H146V81H145ZM196 82H197V81H196ZM242 82H243L244 84H247V85L241 84ZM54 83H53V84H54ZM69 83H70V82H69ZM146 83L148 84V82H146ZM2 84H4V82H3ZM5 84H6V83H5ZM5 84H4V85H5ZM205 84H206V83H205ZM216 84H217V83H216ZM230 84H231V83H230ZM4 85H3V87H4ZM20 85H21V84H20ZM98 85H99V84H98ZM131 85H132V84H131ZM131 85H130V87H131ZM142 85H143V84H142ZM142 85H141V86H142ZM144 85H145V83H144ZM206 85H207V84H206ZM255 85L258 86V89H254L255 87H257V86H255ZM18 86H19V85H18ZM18 86H17V87H18ZM70 86H71V85H70ZM70 86H69V87H70ZM145 86H146V85H145ZM194 86H196V88H195ZM208 86H209V85H208ZM244 86H249V87H244ZM7 87H8V86H7ZM9 87H10V85H9ZM259 87H260V89L262 88V90H260V92L258 91V90H259ZM12 88L14 89V88H16V87H13V86H12ZM22 88H24V87H22ZM84 88H85V87H84ZM131 88H132V87H131ZM142 88H143V86H142ZM144 88H145V87H144ZM17 89H18V88H17ZM60 89H61V88H60ZM66 89H67V88H66ZM132 89H133V88H132ZM132 89H131V90H132ZM229 89H230V88H229ZM233 89H234V91H233ZM2 90H3V89H2ZM5 90H6V88H4V91H5ZM19 90H20V89H19ZM23 90H24V89H23ZM169 90H170V91H169ZM9 91H10V90H9ZM9 91H8V93H9L11 96H13V99H12V97L10 96V101H9L10 103L13 102V103H12L13 105H11V106H12L11 109H12V111H14V112L16 113V115H19V114L21 113L20 111L22 110V108H23L24 106H23L22 108H20V107L23 105L22 102H21V105H19V106L16 105L15 102H17V101H15V99L18 98L19 95H20V96H22V95L24 96V93H23L24 91L22 92V93H23L22 95H21V93H20L19 95H17V97H15V96H14L15 94L13 95V93H11V91H10V92H9ZM16 91H17V90H16ZM80 91H81V90H80ZM84 91H85V89H84ZM148 91H149V90H148ZM163 91H165V92H163ZM199 91H200V90H199ZM229 91L231 92V90H229ZM2 92H3V91H2ZM6 92H7V91L3 92V94L6 93ZM18 92H19V91H18ZM65 92H67V90H66ZM94 92H95V91H94ZM131 92H132V91H131ZM169 92H170V93L172 92V93L170 94ZM223 92H224V91H223ZM25 93H26V92H25ZM78 93H79V92H78ZM81 93H82V92H81ZM92 93H93V92H92ZM168 93H169L170 95H169ZM67 94H68V93H67ZM90 94H91V93H90ZM158 94H159V92H158ZM191 94H192V95H191ZM229 94H230V93H229ZM241 95H242V96H241ZM8 96H9V95H7V97H8ZM23 96H22V97H23ZM63 96H64V95H63ZM148 96H149V95H148ZM258 96H259V97H258ZM3 97H4V96H3ZM3 97H2V98H3ZM88 97H91V96L89 95ZM172 97H171V100H172ZM199 97H200V96H199ZM212 97L215 98V96H212ZM237 97H236V98H237ZM8 98H9V97H8ZM169 98H170V97H169ZM196 98H197V97H196ZM209 98H211V97H209ZM209 98H208V100H210ZM216 98H217V97H216ZM5 99H6V95H5ZM59 99H60V98H59ZM157 99H159V98L157 97ZM163 99H164V98H163ZM188 99H190V100H188ZM199 99H200V98H199ZM221 99H222V98H221ZM224 99H225V98H224ZM11 100H12V102H11ZM61 100H62V98H61ZM91 100H92V99H91ZM91 100H90V101H91ZM159 100H160V99H159ZM203 100H204V99H203ZM211 100H212V103H214L213 101H215L214 104L218 103L216 100H213V99H211ZM219 100H220V99H219ZM1 101H4V100H1ZM83 101H84V100H83ZM163 101H165V99H164ZM180 101H181L182 103H181ZM188 101H190V104H188V103H189ZM193 101H194V100H193ZM197 101H198V100H197ZM249 101H250V103H249ZM7 102H8V101H7ZM91 102H93V101H91ZM157 102H158V101H157ZM170 102H166V101H165V102H162V103H166V104H167V103H170ZM186 102H188V103H186ZM201 102H202V101H200V103H201ZM207 102H208V101H207ZM229 102H230V100H229ZM233 102H234V101H233ZM159 103H160V102H159ZM185 103H186V104H185ZM210 103H211V101H210L209 103H206L207 105H205V109H206V107H208V105H209V107H210ZM18 104H20V102H18ZM152 104H154V102H152ZM156 104H157V103H156ZM166 104H165V105H166ZM172 104H169V105H172ZM87 105H88V104H87ZM150 105H151V104H150ZM158 105H159V104L156 105L157 107L154 105V107L157 108V110H159V109H158ZM161 105H162V104H161ZM167 105H168V104H167ZM187 105H189V106H188L189 108L187 107ZM211 105H213V104H211ZM217 105H218V104H217ZM44 106H45V105H44ZM176 106H177V107H176ZM232 106H233V105H232ZM6 107H7V106H6ZM8 107H9V105H8ZM42 107H43V106H42ZM42 107H41V108H42ZM51 107H52V106H51ZM51 107H49V106L47 107V106H46V107H43L42 109L40 108L39 115H38L37 117H36V116H35V117L37 118V120L40 119V120H41L40 122H44V124L46 123V125H48V126H54V124H57V122H58L59 125H60V127H61L60 129L63 130L62 133L67 134V133L70 131L68 112H66V111H64V110L54 111L53 109H51ZM62 107L64 108L63 104H62ZM62 107H61V109H63ZM152 107H153V106H152ZM171 107H170V109H171ZM197 107H198V106H197ZM209 107H208V108H209ZM233 107H234V106H233ZM52 108H53V107H52ZM195 108H196V106H195ZM9 109H10V107H9ZM20 109H21V110H20ZM57 109H58V108H57ZM176 109H175V110H176ZM189 109H190V112H189ZM212 109H213V108H212ZM65 110H66V109H65ZM206 110H207V109H206ZM224 110H225V109H224ZM93 111H94V110H93ZM170 111H174V110L171 109ZM238 111H239V110H238ZM10 112H11V110H10ZM152 112H153V110H152ZM249 112H248L247 114H248V115L250 116V118H251V115H252V114L249 113ZM262 112H263V113H262ZM15 113H14V115H15ZM36 113H37V111H36ZM154 113H155V112H154ZM159 113H160V112H159ZM159 113L156 112L155 114L158 115ZM99 114H100V113H99ZM99 114H98V115H99ZM182 114H181V115H182ZM257 114H258V115H257ZM8 115H9V114H8ZM16 115H15V116H16ZM73 115H74V114H73ZM93 115H94V114H93ZM156 115H155V116H156ZM195 115H196V114H195ZM21 116H22V115H21ZM172 116H173V115H172ZM179 116H178L177 118H179ZM220 116H221V115H220ZM226 116H227V115H226ZM226 116H225V117H226ZM253 116H254V115H253ZM253 116H252V117H253ZM256 116H255V117H256ZM17 117H18V116H17ZM38 117H39V119H38ZM157 117H158V116H157ZM198 117H200V116H198ZM225 117L223 116V118H225ZM258 117H257V119H258V121H260V120H259L260 118H258ZM20 118H21V117H20ZM20 118H19V119H20ZM91 118H92V117H91ZM253 118H254V117H253ZM21 119H22V118H21ZM27 119H28V118H27ZM33 119H35V118H33ZM155 119H156V118H155ZM187 119H188V118H187ZM187 119H185V120H187ZM189 119H190V118H189ZM191 119H192V118H191ZM191 119H190V120H191ZM218 119H219V118H218ZM225 119H226V118H225ZM13 120H14V119H13ZM16 120H17V119H16ZM29 120H30V119H29ZM157 120H158V119H157ZM190 120H187V122H188L187 126H188V125L191 126V124H189V121H190ZM14 121H15V120H14ZM32 121H33V120H32ZM172 121H173V120H172ZM22 122L24 123L25 120L22 119ZM55 122H56V123H55ZM155 122H156V121H155ZM179 122H180V121H179ZM184 122H185V124L187 123L186 121H184ZM184 122H183V124H182V122H181V124H182V125H181V128L184 127L183 130H185V126H186V125L184 124ZM190 122L193 123L192 121H190ZM228 122L230 123V125H233V124H232L233 122L231 123L229 120H228ZM23 123H22V124H23ZM174 123H175V122H174ZM177 123H178V122H177ZM235 123H237V122H235ZM235 123H234V124H235ZM245 123H246V122H245ZM247 123H248V122H247ZM195 124H196L197 126L199 125L198 122H196V121H195ZM32 125H33V124H32ZM236 125H237V124H236ZM246 125H247V124H243V126H246ZM182 126H183V127H182ZM234 126H235V125H234ZM33 127H35V126L33 125ZM44 127H45V126H44ZM118 127H119V126H118ZM192 127H193V125H192ZM227 127H230V126H227ZM247 127H248V126H247ZM31 128H32V127H31ZM35 128H36V127H35ZM188 128H189V127H188ZM231 128H232V127H231ZM243 128H246V127H243ZM36 129H37V128H36ZM55 129H56V127H55ZM74 129H75V128H74ZM74 129H73V130H74ZM102 129H103V128H102ZM117 129H118V128H117ZM178 129H179V128H178ZM219 129H220V128H219ZM221 129L223 130V128H221ZM22 130L24 131V129H22ZM75 130H76V129H75ZM119 130H120V129H119ZM181 130H182V129H181ZM196 130H197V129H196ZM12 131H13V129H12ZM16 131H17V129H16ZM16 131H15V134H16ZM19 131H20V134L23 132V131L21 132V130H19ZM19 131H17V133H19ZM108 131H109V130H108ZM185 131H186V130H185ZM189 131H190V128H189ZM217 131H218V130H217ZM217 131H216V132H217ZM13 132H14V131H13ZM26 132H27V131H26ZM101 132H102V131H101ZM151 132H152V131H151ZM201 132H202V131H201ZM250 132H251V131H250ZM104 133L107 134L106 131H104ZM116 133H117V132H115V134H116ZM152 133H153V132H152ZM154 133H155V132H154ZM154 133H153V135L151 136V139H152L151 141H153L155 144H157V142H158L160 139H159V140H156V139L158 138V136H157V135L155 136ZM189 133H190V132H189ZM15 134H14V135H15ZM20 134H19V135H20ZM26 134H27V133H26ZM26 134H25V131H24V134H23V135H26ZM29 134H30V133H29ZM98 134H100V133H98ZM101 134H102V133H101ZM120 134H121V133H120ZM16 135H17V134H16ZM108 135H109V134H108ZM108 135H106V136H108ZM191 135H192V134H191ZM254 135H255V134H254ZM17 136H18V135H17ZM27 136H29V135H27ZM30 136H31V135H30ZM33 136H34V135H33ZM58 136H59V135H58ZM64 136H65V135H63V138L68 137V135L65 136V137H64ZM73 136H74V135H73ZM80 136H81V135H80ZM106 136H105V138H106ZM149 136H150V135H149ZM54 137H56V136H54ZM74 137H75V136H74ZM108 137H109V136H108ZM108 137H107V138H108ZM147 137H148V134H147ZM156 137H157V138H156ZM192 137H193V136H192ZM253 137H254V136H253ZM24 138H26V139L28 140L27 137H24ZM81 138H82V136H81ZM91 138H93V139H92V140H93V143H94V141H95L96 144L98 143V142L96 141V139H94L95 137H91ZM97 138H98V137H97ZM99 138L102 139L103 136H102V138H101V137H99ZM107 138H106V139H107ZM184 138H185V137H184ZM65 139H66V138H65ZM65 139H63V140H65ZM67 139H68V138H67ZM87 139H88V137H87ZM108 139H110V137H109ZM178 139H179V138H178ZM180 139H181V138H180ZM214 139H215V138H214ZM214 139H213V140H214ZM54 140H55V139H54ZM56 140H57V139H56ZM58 140H59V139H58ZM90 140H91V139H90ZM92 140H91V141H92ZM97 140L99 141V139H97ZM104 140H105V139H104ZM185 140H186V139H185ZM196 140H197V139H196ZM215 140H217V139H215ZM28 141H29V140H28ZM65 141H68V140H65ZM86 141H87V140H86ZM100 141H102V140H100ZM106 141L108 142V141H110V140H106ZM151 141H150V142H151ZM169 141H170V140H169ZM173 141H174V140H173ZM263 141H264V140H263ZM71 142H72V141H71ZM103 142H104V141L100 142V144H99L98 146L96 145L97 147L95 146V147H96L95 149H97L98 147L101 148L100 146H101V143H103ZM159 142H160V141H159ZM159 142H158V144L154 147V148H155V151H156L157 154H158L157 151H161V153H162V152H163L162 149H165V147L162 148V149L160 148L161 146L164 145V142H163V143L160 142L161 145H160ZM188 142H189V141H188ZM195 142H196V141H195ZM214 142H216V141H214ZM64 143H65V142H64ZM64 143H63V144H64ZM178 143H179V142H178ZM216 143L218 144V142H216ZM57 144H58V143H57ZM104 144H105V143H104ZM107 144H108V143H107ZM107 144H106V145H107ZM155 144H153V145H155ZM162 144H163V145H162ZM166 144H168V143H166ZM166 144H165V146H166ZM211 144H213V143L211 142ZM217 144L210 145L209 148L212 147V149L210 148V150H209V148H206V150H209V151H210V152L208 151V152L211 154L210 156L208 155V153H206V150H205V152L202 150V151L204 152V154L206 153V156L208 157V158H207L206 156H204V157L202 156L203 158H205L206 162H207V160L209 159V157H210V158L212 157L211 161H212V160H215V161H216V159H219V158H218L219 155H218V153H217V152H218V151H217V146H218L219 144H218V145H217ZM34 145H35V144H34ZM66 145H67V144H66ZM92 145H93V144H92ZM151 145H152V144H151ZM214 145H215V146H214ZM246 145H247V144H246ZM64 146H65V144H64ZM71 146H72V145H71ZM83 146H84V145H83ZM85 146H86V145H85ZM85 146H84V148H85ZM108 146H109V145H108ZM108 146H106V150H104V151H107V150L110 151V149H109L110 147H108ZM158 146H159V147H158ZM169 146H170V145H169ZM186 146H187V145H186ZM189 146H190V145H189ZM213 146H214V147H213ZM32 147H33V146H32ZM74 147H75V146H74ZM93 147H94V145H93ZM156 147L159 148V149L156 150V149H157ZM167 147H168V146H167ZM167 147H166V148H167ZM183 147H184V146H183ZM219 147H220V146H219ZM258 147H259V146H258ZM33 148H34V147H33ZM107 148H108V149H107ZM170 148H172V147H170ZM170 148H169V149H170ZM233 148H234V147H233ZM250 148H252V146H251ZM10 149H11V148H10ZM85 149H88V147H86ZM93 149H94V148H93ZM103 149H105V148L103 147ZM160 149H161V150H160ZM184 149H185V148H184ZM199 149H200V148H199ZM218 149H219V148H218ZM252 149L254 150V148H252ZM252 149H251V150H252ZM260 149H262V147H261ZM78 150H79V149H78ZM83 150H84V149H83ZM83 150H82V151H83ZM253 150L251 151V154H252V155H253V153H255V151H257L256 149H255V151H253ZM56 151H57V150H56ZM104 151H102V152L104 153ZM155 151H154V152H155ZM165 151H166V149H165ZM173 151H174L176 154L178 153L177 150H174V149H173ZM202 151H201V153H203ZM50 152H52V151H50ZM57 152H58V151H57ZM83 152H85V153H86L85 155L87 156V154L90 155V153L92 154L94 151H93V152H90V151L87 150V152H88V153H87L86 150H84ZM89 152H90V153H89ZM95 152H98V151L95 150ZM95 152H94V153H95ZM100 152H101V150L99 149V152H98V153L100 154ZM166 152H167V151H166ZM198 152H199V151H198ZM252 152H253V153H252ZM258 152H259V151H258ZM52 153H53V152H52ZM103 153H102V154H103ZM106 153H107V152H105V154H106ZM159 153H160V152H159ZM168 153H169V152H168ZM168 153L163 152V154H168ZM175 153H174V154H175ZM216 153H217L218 156L216 155ZM221 153H222V152H221ZM259 153H260V152H259ZM9 154H10V153H9ZM59 154H60V153H59ZM59 154H58V155H59ZM83 154H84V153H83ZM102 154H101V155H102ZM108 154H109V153H108ZM157 154H156V155H157ZM169 154H171V155H170L171 157L169 156V158H171V159H169V160H171V162H172L171 164H173V167H175V166H174V163H175V164H178L177 166H182L181 161H182V163H183V161H184V163L186 162L185 159L182 160V159H183L182 156H183L184 154L179 156V153H178V156H179V157H177L176 154L173 155L171 152H170ZM169 154H168V155H169ZM242 154H243V153H242ZM50 155H52V154H50ZM101 155H100V156H101ZM103 155H104V154H103ZM106 155H107V154H106ZM109 155H110V154H109ZM158 155H159V157H160L162 154H161V155L158 154ZM168 155H167V156H168ZM254 155H255V154H254ZM256 155H258V154H256ZM256 155H255V157H256V158H259V157H257ZM32 156H33V155H32ZM52 156H53V155H52ZM91 156H92V155H91ZM137 156H138V155H137ZM175 156H176V159H175ZM200 156H201V154H200ZM259 156H260V154H259ZM54 157H56V156L54 155ZM88 157L90 158V156H88ZM106 157L108 158L109 156H106ZM110 157H112V156H110ZM185 157H187V156H185ZM215 157H216V158H215ZM100 158L102 159L103 157H100ZM119 158H120V157H119ZM177 158H179V159L181 158V161H178ZM213 158H214V159H213ZM260 158H261V157H260ZM59 159H60V158H59ZM87 159H88V158H87ZM87 159H86V161H87ZM166 159H167V158H166ZM88 160H89V159H88ZM99 160H100V159H99ZM99 160H97L98 163L102 162L101 160H100V162H99ZM209 160H210V159H209ZM227 160H228V159H227ZM89 161H90V160H89ZM89 161H87L86 164H88ZM95 161H96V160H95ZM103 161H104V160H103ZM211 161H210V164H213V163H211ZM92 162H93V160H92ZM105 162H106V161H105ZM169 162H170V161H169ZM169 162H168V163H169ZM37 163H38V162H37ZM89 163H90V162H89ZM118 163H120V162H118ZM118 163H116V166H117V167H118V165H117ZM94 164H95V163H94ZM101 164H104V165H105L104 162L100 163V165H101ZM152 164H153V163H152ZM155 164H156V163H155ZM155 164H154V165H155ZM169 164H170V163H169ZM169 164H166V165H168V168H169ZM171 164H170V167H171ZM179 164H181V165H179ZM227 164H228V163H227ZM91 165H93V164H91ZM98 165H99V164H98ZM104 165H102V170L104 169V167H103ZM120 165H121L122 168L120 167ZM157 165H158V163H157ZM222 165H223V164H222ZM228 165H229V164H228ZM228 165H227V167H228ZM257 165H259V164H257ZM86 166H87V165H86ZM106 166H107V165H106ZM184 166H185V165H184ZM184 166H183V167H184ZM87 167H88V166H87ZM107 167H108V166H107ZM110 167H111V166H110ZM110 167H108L107 169L105 168V170H103V171L100 170V171H101V174H103L104 171L110 169ZM117 167H116V168H117ZM119 167H120L121 169H120V168H119V169L117 168V170H116L114 167H113V168H114V170H116V171H118V172H119V170L121 171L122 169H123V171H125L124 168H123V165H122V164H119ZM140 167L142 168V166H140ZM154 167H157V166L155 165ZM160 167H161V164H160ZM173 167H171V168H173ZM99 168H101V166H100ZM111 168H112V167H111ZM83 169H84V168H83ZM87 169H89V168H87ZM146 169L148 170L149 168H146ZM211 169H212V168H211ZM215 169H218V168H215ZM228 169H229V167H228ZM249 169H250V170H248V169L246 170V169H245L246 172L252 171L251 168H249ZM135 170H136V169H135ZM144 170H145V169H144ZM222 170H223V169H222ZM245 170H243V171L245 172ZM108 171H109V170H108ZM111 171H113V170L110 169V171L108 172V175L110 174V176H114L115 173H114V175H112L113 172H111ZM213 171H214V170H213ZM243 171L241 170V172H243ZM255 171H256V170H255ZM84 172H85V171H84ZM110 172H111L112 174H111ZM143 172H144V171H143ZM150 172H151L150 175L152 174V176H153L152 170H150ZM215 172H216V171H215ZM256 172L261 173L260 171H256ZM106 173H107V172H106ZM106 173H104V174H106ZM147 173H148V171H147ZM162 173H166V171H165V172H162ZM200 173H201V172H200ZM87 174H88V173H87ZM117 174L119 175V173H117ZM117 174H116V175H117ZM120 174H121L123 177L126 175V174H125V175L122 174L121 172H120ZM154 174H155V173H154ZM203 174H204V173H203ZM205 174H206V173H205ZM250 174H251V173H250ZM116 175H115V176H116ZM118 175L116 176V178H115V176H114V177H111V178H110V176H109V177H108V180H109V178H110V180H111V179H116V180L119 179V180H121V182H123L122 180H124V182H125L124 184H126V183H127V180L130 179V177H129V179L126 180L127 177H124V178H125V179H124L122 176H119V177H118ZM228 175H229V174H228ZM252 175H253L252 177H251V175H250V177H249L248 174H247V176L245 175L247 178H245V176H244L243 178L247 179L248 181H250V179H252L253 181H255V180L253 179V178H255V177H254V176H255L254 173H252ZM258 175H259V174H258ZM258 175H257L258 178H255L256 181L254 182V184H255V185H258L259 189L257 188V186H254V185L252 184V183H253L252 180H251L252 183H251V182H249V183L246 182L247 184L245 185V184H244V183H245V182H244L245 179H244V180L242 179V180H243V184L245 185V187H241V188H240V182L238 181L239 179L237 180L238 183H237V181L234 179L237 185L232 186L233 188H231V190H234V191H232V192L234 193V192H235V189L237 188L236 186L239 187V188H237L238 190L236 189L237 192H238V191L240 192V193L238 192V195H239V196L236 194L237 192L234 193V194L237 195V198H241V199L239 200L241 203H240V202H237L238 204H239V203L242 204V203H243L242 201H243L245 198H250V200H249V199H246L245 201H247V200L252 201V200H253L252 202H249L250 204L252 203V205H251L252 208H254L255 205L257 206V203H259V202H257V201H259V199H260V197H259L260 194H261V197H262V192H261V191L263 190V192H264V185H262V187H260V185H261V183H262V178H261L260 176H258ZM260 175H261V174H260ZM152 176H151V177H152ZM206 176H207V175H206ZM261 176H263V174H262ZM90 177H91V176H90ZM117 177H118V178H117ZM144 177H145V176H144ZM153 177H154V176H153ZM156 177H157V176H156ZM204 177H205V175H204ZM241 177H242V176H241ZM259 177H260V178H259ZM145 178H147V179H145V180H147V181H145V182H147V183L149 182V181H148L149 179H152V178H150V176H149V179H148V177H145ZM201 178H202V177H200V180H199V177H197V179H198L199 181L202 180ZM206 178H208V177H206ZM238 178H240V177L238 176ZM248 178H249V179H248ZM82 179H83V178H82ZM171 179H172V178H171ZM89 180H90V179H89ZM116 180H115V181H116ZM119 180L116 181V182H117V183L120 182ZM153 180H154V178H153ZM153 180H151L150 182H152ZM240 180H241V179H240ZM85 181H86V180H85ZM113 181H114V180H113ZM129 181L131 182L132 180H129ZM137 181H138V179H137ZM166 181H168V180H166ZM130 182H129V184H127V186L129 185V187H130V184H131V186H132V182H131V183H130ZM133 182H135V181H133ZM138 182H139V184H141V183H140V182H141L140 180H139ZM138 182H137V183H138ZM150 182L148 183V185L153 184V186L151 185L152 187L150 186V188H151V189H153V187L155 188V186H154L155 183H151V184H150ZM153 182H154V181H153ZM155 182H156V181H155ZM163 182H164V185H165V186H162L163 184H162L161 186L164 188V187H166V184H168V183L165 184V180H163ZM163 182H162V183H163ZM218 182H219V181H218ZM256 182H257V184H256ZM259 182H261V183H259ZM110 183H111L112 185L115 184V183L112 182V181H110ZM258 183H259V184H258ZM118 184H120V183H118ZM118 184H117V186H119ZM133 184H134V183H133ZM135 184H136V183H135ZM135 184H134V185H135ZM158 184H159V183H158ZM238 184H239V185H238ZM251 184H252V185H251ZM262 184H263V183H262ZM86 185H87V184H86ZM142 185H143V183H142ZM142 185H141L140 187H143ZM146 185H147V184H146ZM169 185H170V183H169ZM171 185H172V184H171ZM193 185H194V184H193ZM113 186H114V185H113ZM123 186H124V185H123ZM123 186L121 185V186L118 187V188H119V192H120V193H119V198H114V200H115V199L118 200V199H120V198H121L120 200H122L123 197H124V201H126V203L128 204V206H126L125 203H123V201H121L122 204L120 203V206H121V207H119V202H120L119 200H118L119 202H116V201H115V202H116V205H117L118 207H117V206H114V208L116 207V208H119V209L123 207V209H120V210H122V211H120V210H118V209H110V208H112V204L109 205V204H110L109 202H108V204H107V203L104 201L106 198L104 199L103 195H102L103 198L101 197V201H102V202L104 201V203H106L107 205H109V206H106V204L103 203V207L105 208V206H106V208L104 209V211L107 210V208H108L109 211H108V210H107V211L111 213V214H109L110 216H111V215H114V216L117 215V212H118V211L123 212V210H124L125 207H126V208H125L126 210L129 209V212H130V213L127 212V216H128V218L126 217V214H125V217L127 218V220H126V218H124V216H122V213L119 215V218L117 219V221H116V219H115V221L117 222V223H115V226L117 225V227H119V228H118V231H119V230L122 231V230L124 229L125 224H128L129 222H130V225H131V223L134 222V221L132 220V219H134V216L136 217L137 215H139V217L137 216V218L139 219V222H138V220H136V222H138V223H137V225L135 224V225L137 226V230L135 231L134 228H133V227H135V225H131V226H130L131 229H126V230L129 231V232H130V230H131V233H128V234H127L128 236H125L126 234H124V237L126 238V239H125V240H126V244H128L129 247H131V248H132L133 246H135V247H137V248L140 247V248H138L139 250L141 249V247H144V248H148V247H149L150 249H153V251H154L155 245H156V246L159 245V247L162 249L163 246L161 247L160 244H161V239H162L163 237H165V239H162V241H163V240H165V241H163L162 243L165 242V244H166V242H168V241H166V239L170 240V239H169V236L172 235V234L174 233V231H177L178 229H180V230H178V232H179V231L184 232L185 229H186V228H189V227H191V229H190V231H191V230H192V226L195 224V226L193 227V228H194L193 231H191V235H193L192 237H194L196 241L194 240V242H193V241H192L193 238L190 237V235L187 236V237H189V238H186V237H185L186 234H190V233H189L190 231H189V230H186V232H188V233L184 232L185 234L182 235V236H180V237H184L186 240L189 239V241H192L193 244H192L191 242H189V244H188L189 246L186 245V247H189L188 251H187L186 247H184V248H185L184 251H183V249H182V250H181L182 253L180 252V254L183 256V253H184L185 251H187V252H190V251H193V250L195 251V250H196V247H194L193 250H192V247H193L194 244H195V245H198L199 248L201 247L200 251H199V249H198V250L195 251V253H196L197 251H199V252L203 251V252H204V251L207 249V250L203 253V254L205 255V253L208 251V248H209V247H208L209 245H207V243H206V242H208V240H207V238L205 239V237H207V236H206L205 234H203V233H205V232H204L203 229H201V225H199V221L197 222L198 219L196 220V223H197L198 225L195 223V221H194V223H193V219H194V217H193L192 215L194 214V216H195L196 212L193 213V214L191 215L190 219H189V217H187V218L182 217V218H184V219L180 218L181 216H178V215H180L178 211H177V212H178V215H176L177 212H176V213H175V212H172V213H175L174 215H176V217L178 216V218H176L172 213H170V214H172V216H170V220H169V219H168V217H169L168 215H170V214H169L168 212H167V213L164 212L165 209H163V212H162V209L160 210V208H159V211L156 212V210H158V208H157L156 210H154V211H155V213H159V212L161 211L162 213H164V215H166V217H165L164 215H162L161 212H160L161 214H160V213H159V214H155V213L153 212L154 215H153L152 217H155V215H157V216L160 215V216H158L157 218H156V217H155V218H151V217H150V214H148V211L145 210L144 207H143V206H144L143 204L149 202V201L146 202V200H148V199H153V201H157V200L154 199L155 197H156L158 200L163 199L162 196L165 197L164 195H165V194L167 193V191H169V190L173 191L172 188L169 189V190L166 189V188H169V187L164 188L166 193H163V192H164V189L161 190L162 187H160V189H158L159 187L156 186L157 191H156V189H155L156 192H155V191L153 192L154 195H157V194L160 192L159 190L163 191V192H162L163 195H162L161 197H160V195H159V196H153V198H152V197H151V198H149V197H148V198H144L145 201L143 200V202H142V205H143V206H141V205H139L138 202H136V200H137L138 198L136 199L135 196L138 197V193H140V195H139L140 198H139V199H140V201H141V196H142V194H143V192H144V191L142 190V188H141V190L138 188L139 191L142 192V193H141V192H139V191L137 190L136 187H133L134 189L136 188V190H137L138 193H137L136 195H134L135 193L132 194V192H129V194H131V195H129V194L126 192V191H129V187H127V186L125 185V186L127 187V189H126V187L124 186L125 189H126V190H125ZM135 186H136V185H135ZM137 186L139 187V185H137ZM159 186H160V185H159ZM167 186H168V185H167ZM195 187H196V186H195ZM197 187H198V186H197ZM115 188H116V186H115ZM234 188H235V189H234ZM116 189H117V188H116ZM134 189H133V190H134ZM203 189H205V188L203 187ZM260 189H262V190L259 191ZM199 190H200V189H199ZM221 190H222V189H221ZM100 191H101V190H100ZM202 191H203V190H202ZM207 191H208V190L206 189V190H205L206 194L209 193V191H208V193H207ZM215 191H216V190H215ZM97 192H98L99 195L101 196L102 192L96 191V193H97ZM116 192H117V191H116ZM157 192H158V193H157ZM232 192H231V193H232ZM241 192L243 193V195H242ZM257 192H260V193L258 194ZM96 193H95V194H96ZM98 193H97V194H98ZM155 193H156V194H155ZM233 193H232V194H233ZM127 194L129 195V197L133 195V196H134V197L132 196L133 199H132V198H129V197L127 196ZM159 194H161V193H159ZM174 194H175V193H174ZM174 194H173V193L171 194V192H170L169 195H168V193H167V196H170V195H173V196H174ZM204 194H205V193H204ZM211 194H212V193H211ZM240 194H241V196H240ZM99 195L94 196V197H95V200H97L96 198H97V196H99ZM117 195H118V194H117ZM120 195H121V196H120ZM143 195H145V194H143ZM149 195H151V193H150ZM152 195H153V194H152ZM175 195H176V194H175ZM236 195H235V196H236ZM104 196H105V195H104ZM145 196H147V194H146ZM167 196H166V197H167ZM212 196H213V194H212ZM166 197L164 198V201L161 203V205H162V204L164 205L165 203L169 204V203H170V200L173 199V198L170 199V198H168V197H167V198H168V199H167ZM170 197H171V196H170ZM230 197H231V196H230ZM232 197H233V196H232ZM159 198H161V199H159ZM234 198H236V197H234ZM242 198H244V199L242 200ZM256 198H257V199H256ZM98 199H99V197H98ZM131 199H132V200H131ZM134 199H136V200H134ZM142 199H143V198H142ZM169 199H170V200H169ZM261 199H262V198H261ZM261 199H260V201H261ZM263 199H264V198H263ZM263 199H262V201L264 202ZM93 200H94V199H93ZM99 200H100V199H99ZM107 200H108V199H107ZM107 200H106V201H107ZM133 200L135 201L134 203H137L136 206H135V209L130 208V207H133V204H134V203H133ZM165 200H166V201L168 200V201L165 202ZM131 201H132V202H131ZM138 201H139V200H138ZM255 201H256L257 203L253 206V204H254ZM95 202H98V200L95 201ZM95 202L93 201V203H94L95 205H97V206H98L99 204H100V205L102 204V202H101V203L99 202L98 204L95 203ZM144 202H145V203H144ZM150 202H152V201H150ZM164 202H165V203H164ZM171 202H172V201H171ZM182 202H183V201H181V203H182ZM263 202H261V203H263ZM117 203H118V204H117ZM132 203H133V204H132ZM152 203H153L154 205L157 204V202H156V203H155V202H152ZM152 203H151V205H149L150 208H153V207H152V205H153ZM173 203H175V198L173 199ZM178 203H179V202H178ZM181 203H180V205H181L180 207H181V208L183 207L184 209H185V208L187 209V206H186L184 203H183L184 205L181 204ZM261 203H260V204H261ZM131 204H132V206H130ZM140 204H141V203H140ZM149 204H150V203H149ZM104 205H105V206H104ZM124 205H125V206H124ZM159 205H160V204L158 203L155 207H158ZM171 205H172V204L170 203V205H167V207H168V208H169V207H172ZM178 205H179V204H178ZM261 205H262V204H261ZM261 205H258V206H257L258 209L260 208L259 206H261ZM101 206H102V205H101ZM138 206H139V208H138ZM140 206H141V207H140ZM176 206H177V205H176ZM176 206H174L173 209L176 210ZM185 206H186V207H185ZM248 206H249V205H248ZM251 206H250V207H251ZM109 207H110V208H109ZM163 207H166V205L163 206ZM180 207L178 208L179 211H180ZM245 207H246V206H245ZM257 207H255V209H257ZM98 208H99V210H100V206H98ZM101 208H102V207H101ZM133 208H134V207H133ZM91 209H92V208H91ZM102 209H103V208H102ZM169 209H171V208H169ZM186 209H185L184 211H186ZM258 209H257V210H258ZM110 210H112V211H110ZM115 210H116V211L118 210V211L116 212ZM152 210H153V209H152ZM152 210H151V211H152ZM171 210H172V209H171ZM188 210H190V209L188 208L186 212L189 213ZM191 210L194 211L193 209H191ZM191 210H190V211H191ZM252 210H253V209H252ZM261 210H262V211H261ZM101 211L103 212V210H101ZM113 211H115L114 214H112ZM165 211H166V210H165ZM167 211H169V210H167ZM182 211H183V210H182ZM182 211H181V212H182ZM184 211H183V213H184ZM250 211H251V210H250ZM260 211H261L262 213H264L263 209L258 210V212L260 213V215H259V213L256 211V213L258 214V215H257L258 218L261 216V212H260ZM105 212H106V211H105ZM124 212H125V211H124ZM181 212H180V213H181ZM254 212H255V211H254ZM106 213H107V212H106ZM115 213H116V214H115ZM118 213H119V212H118ZM149 213H150V212H149ZM153 213H151V214H153ZM128 214H131V215H128ZM184 214H185V213H184ZM190 214H191V213H190ZM123 215H124V214H123ZM161 215H162V216H161ZM110 216H109V217H110ZM146 216H147V217H146ZM173 216H174V218H173ZM182 216H183V215H182ZM184 216H187V215H184ZM230 216H231V215H230ZM244 216H246V215H244ZM244 216H242V218H243ZM107 217H108V216H107ZM130 217H131L132 219H131ZM148 217H149V218H148ZM171 217H172V218H171ZM192 217H193V218H192ZM195 217H196V216H195ZM227 217H228V215H227L226 217H224V218H226V219H225L226 221H229L230 219H228ZM231 217H233V216H231ZM110 218H114V217L111 216ZM175 218H176V219H175ZM196 218H197V217H196ZM196 218H195V219H196ZM238 218H239V217H238ZM246 218H247V217H246ZM248 218H249V217H248ZM248 218L245 219V217H244L243 219H245V220L247 221ZM260 218H261V217H260ZM260 218H259V220H261V222H264V221H263L264 219H262V218H264V214H263L262 218H261V219H260ZM128 219H131V220L129 221ZM156 219H158V220H156ZM165 219H166V220H165ZM178 219H181V222H180V221H179V222L182 223V224H183L184 221H187V219H188V220H190L189 222L192 223L193 225H192V224L190 225V224L188 223V224H186V226H188V227H186V226L183 224V225L185 226V228H183L184 231H182V228H181V227H183V225H181V227H179V228H178L177 226H180V224H177V226H176V222H177ZM185 219H186V220H185ZM195 219H194V220H195ZM227 219H228V220H227ZM231 219H232V221L228 222V223H230V224H228V223L226 222V223H227V226L225 227L223 224H221V223H223V220H224V219L222 218V220H221L222 222L219 223V224L223 225L224 227H222V226L220 225V228L222 227L223 229H222V228H221V230L218 229V230L221 231L220 233H222V236H221L222 239H223V238L226 239V241L223 243V244H225L224 246H223V244H220L221 246H223L224 254H225V252H226V255H225V256H227V255L230 253V252H229V249L231 248V247H230V246H231V242L233 241V239L231 240V238H232L231 236H232V234H233V236L235 235V234H234V233H235V230H233L234 233H232V228H233V226L236 224V221H237V220H236L234 217L231 218ZM250 219H251V218H249V221H247V222H249V223H248V227L251 228L252 226H250V222L253 224L254 221L252 222V221H251L252 219H251V220H250ZM108 220L111 221V219H109V218H108ZM134 220H135V219H134ZM182 220H183V221H182ZM191 220H192V222H191ZM233 220H234V222H233ZM235 220H236V221H235ZM127 221H128V223H127ZM113 222H114V221H113ZM179 222H178V223H179ZM247 222H246V225H247ZM261 222H260V223H261ZM106 223H107V222H106ZM139 223H140V225H138ZM226 223H224V224L226 225ZM123 224H124V225H123ZM237 224H238V222H237ZM237 224H236L234 227H236ZM252 224H251V225H252ZM261 224H262V223H261ZM108 225H109V224H108ZM122 225H123V226H122ZM189 225H190V226H189ZM211 225H212V224H211ZM115 226H114V227H115ZM121 226L123 227V229H121ZM138 226H139V227H138ZM198 226H199V229H201L200 234L203 232L202 234H203V236H205L204 239L206 240V242H205L204 239H202V237H201L200 235H198V236H200L201 238H197L198 236H197L196 234H198V232H199V230H198ZM195 227H196L197 229H196ZM253 227L255 228V226H253ZM257 227H258V226H256V230H254V228H253V229L251 228V229H252L251 231L254 230L253 232H254V233H258L259 235H258V234H255V235H254V234H251V236H252V237H253V236H254V237H255V236H258V237H255V238L258 239L257 241L260 243V241H261V240H260L261 238L259 239V237H260V233L257 231V230L259 229V227H258V229H257ZM128 228H129V227H128ZM241 228H243V226H241ZM241 228L239 227V231L241 230ZM244 228H245V226H244ZM263 228H264V224H263V226H262V229H263ZM115 229H116V228H115ZM135 229H136V228H135ZM208 229H209V228H208ZM236 229L238 230V228H236ZM112 230H113V229H112ZM116 230H117V229H116ZM126 230H124L125 233H127ZM194 230H196V231H194ZM197 230H198V232H197ZM202 230H203V231H202ZM237 230H236V231H237ZM118 231H117V232H118ZM134 231H135V232H134ZM239 231H238V232H239ZM244 231H245V230H244ZM246 231H247V230H246ZM251 231H248V233H244L245 236H247V234H248V236L245 237L246 239H245V238H242L243 240L245 239V241L247 240V242H249V245H250V242L252 241V239L249 238V234L251 233ZM255 231H257V232H255ZM36 232H37V231H36ZM117 232H116V235H118V233H120V232H118V233H117ZM161 232H162V233H161ZM192 232H193V234H192ZM194 232H195V233H194ZM210 232H211V231H210ZM240 232H241V231H240ZM240 232H239V233H240ZM249 232H250V233H249ZM169 233H170V235H169ZM171 233H172V234H171ZM211 233H213V232H211ZM236 233H237V232H236ZM239 233H238V234H239ZM242 233H243V232H242ZM38 234H39V233H38ZM81 234H82V233H81ZM85 234H86V233H85ZM114 234H115V233H114ZM121 234H122V233H121ZM174 234H175V233H174ZM178 234L181 235V233H178ZM218 234H219V232H218ZM218 234H217V235H218ZM244 234H242V236H243ZM86 235H87V234H86ZM86 235H85V236H86ZM122 235H123V234H122ZM122 235H121V236H122ZM168 235H169V236H168ZM179 235H178V236H179ZM194 235H196V237H195ZM37 236H40V235H37ZM85 236H84V237H85ZM118 236H119V235H118ZM166 236H167V237H166ZM172 236H174V237L176 236L175 238H177V239L179 238L177 235H172ZM172 236H171V240H174V241H175L176 239H172V238H174V237H172ZM219 236H220V234H219ZM238 236H240V234H239ZM84 237H83V239H84ZM88 237H89V236H88ZM119 237H120V236H119ZM119 237L117 238V240H118V239L120 240ZM122 237H123V236H122ZM122 237H121V239H123ZM221 237H219V238H221ZM236 237H237V235H236ZM236 237L234 236V242H232L233 244H235V238H236ZM85 238H86V237H85ZM90 238H91V237H90ZM184 238H183V239H184ZM191 238H192V240H190ZM196 238H197V239H200V240L202 239V242L204 241V242L206 243V244H205V243H203V244L207 245V246H206L207 248H205V246L203 247L202 242L199 243L198 240H197ZM240 238H241V237H240ZM248 238H249V240H250V239H251V240L248 241ZM36 239H37L36 241L44 240V239H41V237H38V238L36 237ZM38 239H40V240H38ZM71 239H73V238H70V243H69V241H68V242H65V244L68 243V244H72V245H73V243H72L73 240H71ZM181 239H182V238H179V242H178V240H177L176 243H178V244L180 245V244H181L180 242L183 241V240H181ZM211 239H212V238H211ZM216 239H217V238H216ZM238 239H239V237H238ZM238 239H236V240L238 241ZM242 239H241V240H242ZM123 240H124V239H123ZM125 240H124L123 242H125ZM186 240H184V243H185ZM200 240H199V241H200ZM227 240H228V241H227ZM229 240H230V241H229ZM243 240H242V242H240V243L237 242V243H238L237 245H238V247H239L240 245H244V246H242L241 249H243V247H244V249H246L249 245H248L247 247H245L248 243H243ZM75 241H76V240H75ZM146 241L149 242V245L147 244ZM174 241H173V242H174ZM239 241H240V240H239ZM245 241H244V242H245ZM254 241H255V240H254ZM42 242H43V244H44L45 241H42ZM118 242H119V241H118ZM121 242H122V240L120 241V244H121ZM123 242H122V244H123ZM209 242H210V241H209ZM209 242H208V244H209ZM214 242H215V241H214ZM214 242H213V243H214ZM216 242H218V241H216ZM37 243H38V242H36L35 244H37ZM39 243H40V242H39ZM75 243H76V242H75ZM168 243H169V242H168ZM171 243H172V241H170V244H169L170 247L173 246V244L171 245ZM174 243H175V242H174ZM182 243H183V242H182ZM184 243H183V244H184ZM186 243H187V241H186ZM197 243H198V244H197ZM221 243H222V242H221ZM241 243H243V244H241ZM40 244H41V243H40ZM40 244H38V246H40ZM57 244H58V243H57ZM57 244H56V245H57ZM60 244H61V243H60ZM60 244H59L58 246H60ZM108 244H109V243H108ZM108 244L105 245V248H103L104 245H102L101 248H103V249H107V247H109V246H113V245H114V244H112L111 242H110L111 245H110V244L108 245ZM122 244H121V245H122ZM124 244H125V243H124ZM126 244H125V245H126ZM152 244H153V245H152ZM178 244H177L176 247H174L175 245L173 246L174 249L177 248V247L179 246ZM190 244L193 245V246H191ZM200 244H201V245H200ZM239 244H240V245H239ZM252 244H253V243H252ZM255 244H256V241H255ZM257 244H258V243H257ZM257 244L254 245V247L257 246ZM33 245H34V244H33ZM117 245H118V244H116L115 246H117ZM131 245H132V246H131ZM150 245H151V247H153V248H151ZM166 245H168V244H166ZM181 245H182V244H181ZM181 245H180V247L182 248L183 246H181ZM261 245H262V243H261ZM261 245H259V247L257 246L258 250H257L256 247H255V248H256V249H255V248H253V246H251V245H250V247L253 248L252 250H251V248H248L247 252L244 250L248 255H249V253H250L249 258H251V261H252L251 264H253L254 261L256 260L255 257H254V259L252 258V256H253L254 254H256L255 252H257V255H258V256H257V255H255V256L258 257L259 261H260L261 258L263 259L264 254H260V255L258 254V252H259V253L262 252L261 249H263V246H261ZM35 246H36V245H35ZM41 246H43V245L41 244ZM41 246H40V247H41ZM63 246H64V245H61V249L57 247V249H59L60 251L63 250V249H64L63 252L65 251L64 253L61 252L62 254L59 253L60 251H58L59 254H61V255H65V254H66L65 257H64V256L62 257L61 255H59V257H60V261H61V259H62L63 262L65 263V262H66L65 259L68 258V259H67V262H66V263L68 264V260H69L70 258H69V257H66V256H67V253H68L67 250H69L70 247H69V245H67V244H66L65 246H68L69 249H67L65 246H64V248H63ZM184 246H185V244H184ZM235 246H236V245H235ZM46 247H47V245H46ZM48 247H49V246H48ZM48 247H47V248H48ZM124 247L126 248V246H124ZM170 247H169V249H171ZM229 247H230V248H229ZM238 247H237V249H238ZM260 247H261V248H260ZM44 248H45V245H44ZM44 248H43V251H44ZM62 248H63V249H62ZM72 248H73V250H74L76 247L74 246V247H72ZM72 248H71V249H72ZM144 248H142L141 250L145 251ZM160 248H158V251H159ZM166 248H167V247H166ZM166 248H165V249H166ZM190 248H191V249H190ZM203 248H204V250H203ZM9 249H10V248H9ZM36 249H37V247H36ZM40 249L42 250V248H40ZM66 249H67V250H66ZM71 249H70V250H71ZM97 249H100V248L97 247ZM109 249H111L110 251H112V253H113V252H116V251H113L115 248H109ZM109 249H108V251H109ZM132 249H133V248H132ZM135 249H136V248H135ZM155 249H156V248H155ZM165 249H164V250H165ZM218 249H220V247H219ZM232 249H233V247H232ZM239 249H240V248H239ZM241 249H240V250H241ZM249 249H250V252H249ZM254 249H255V252L253 251ZM41 250H39V251L41 252ZM45 250H46V249H45ZM75 250H76V249H75ZM78 250H80V249L78 248ZM128 250H130V249H128ZM128 250H126V252H127ZM162 250H163V249H162ZM164 250H163V251H164ZM189 250H190V251H189ZM235 250H236V249H235ZM259 250H260L261 252H260ZM39 251H38V249H37L36 254H32V255H34V256H35V255H38L37 252L39 253ZM46 251H47V255H48L49 258H50V255L48 254V253H49V249H47ZM46 251H45V252H46ZM110 251H109V253H110ZM130 251H133V250H130ZM136 251H138V250H136ZM150 251H152V250H150ZM194 251H193V252H190L191 255L186 254V256H192V255H194V254H195ZM210 251H211L213 254L216 252V251L213 252L212 250H210ZM230 251H234V250H230ZM251 251H253V252H251ZM52 252H53V251H52ZM74 252H75V253L77 252L76 255L79 254L77 250L74 251ZM74 252L70 251L71 254L68 253V255H70V256H71V255H75ZM94 252H96V253H100V252H101V253H103V255H104V252H107V251H106V250H105V251H104V250H103V251H102V250H101V251L99 250V251L97 252L96 250H94ZM117 252H119V251H117ZM124 252H125V251H124ZM124 252H123V253H124ZM126 252L124 253V255H126V256L128 257V255L126 254ZM134 252H135V251H134ZM146 252H147V251H145L144 254H146ZM187 252H185V253H187ZM199 252H198V253H199ZM208 252H209V251H208ZM211 252H209V253L211 254ZM218 252H221V253L223 254L222 250H218L215 254H217V255L220 256L221 253L218 254ZM237 252H238V251H236V253H237ZM248 252H249V253H248ZM33 253H34V252H33ZM41 253H43V252H41ZM41 253H39V254H40L42 257L45 256V258H46L45 261H44V263L46 264V261H48V260H47L48 258L46 257V255H44L45 253H44L43 255H42ZM72 253H73V254H72ZM107 253H108V252H107ZM112 253H110V255H112ZM121 253H122V252H121ZM132 253H133V252H132ZM139 253H140V252H139ZM155 253H156V251H155ZM157 253H158V252H157ZM157 253H156V254H157ZM169 253H170V251H169ZM175 253H177L176 249H175ZM185 253H184V255H185ZM192 253H194V254H192ZM227 253H228V254H227ZM240 253H241V252H240ZM246 253H245V254H246ZM252 253H253V255H252ZM50 254H51V253H50ZM105 254H106V253H105ZM115 254H116V253H115ZM141 254H142V253H141ZM156 254H155V256H156ZM159 254H160V253H159ZM167 254H168V250H167ZM167 254H165V256H164L165 259H166V255H167ZM207 254H208V253H207ZM207 254H206V255H207ZM210 254H209V256H207V257H205V256H202V257H201V255H202V253H201V254H200V257H201L202 259H205V258H206V260L209 261V263H207V264H211V263L215 264V263H216L215 258L217 259L218 256L212 254V255H213V258L210 259V257L212 256V255L210 256ZM222 254H221V256L219 257L220 259L223 258V257H222V256H223ZM233 254H235V253H233ZM238 254H239V253H238ZM241 254H242V253H241ZM40 255H39V256H40ZM92 255L94 256V254H92ZM96 255H97V256H96ZM101 255H102V254H101ZM101 255H100V256H101ZM107 255H108V254L102 256V258L100 257V260H98V258H96V257H99L98 254H95L94 257H95V259L98 260V263H99V262L101 261V259H102V262H100V264H102V263H103V259H105V258H106V259L108 258V260H105V262L108 261V262L110 263V261H113V260H114V259L112 260V258H113L114 256H115L114 258H116V256H119V257L121 256V255H118V254L114 255V253H113V255L110 256L111 260L109 261L110 258H109V257H106ZM122 255H123V254H122ZM124 255H123V256H124ZM153 255H154V254H152V257H154ZM169 255H170V254H168L167 256H169ZM261 255H262V256H261ZM77 256H78V255H77ZM90 256H91V255H90ZM93 256H92V257H93ZM126 256H124V257H126ZM140 256H141V255H140ZM144 256H146V255H143V254H142V257H143V258H144ZM182 256H181V257H182ZM225 256H224V257H225ZM250 256H251V257H250ZM61 257H62V258H61ZM74 257H75L76 259H79V256H78V258H77L76 256H73V258H74ZM92 257H91L92 260L86 258V259L89 260V261H87V262H90V261H93V262H94V260H93ZM203 257H205V258H203ZM214 257H215V258H214ZM230 257L232 258L233 256H230ZM237 257H238V255H237ZM243 257H245V256L243 255ZM247 257H248V256H246V258H247ZM259 257H261V258H259ZM30 258H32V256H31ZM63 258H64V259H63ZM73 258H71L70 260H72ZM129 258H130V257H129ZM129 258H128V259H129ZM131 258H133V254H132V257H131ZM175 258H177V257H175ZM175 258H174V259H175ZM184 258H185V259H184ZM184 258H183V259L185 260V264H186V262H187L188 259L191 260V258H188V257H185V256H184ZM187 258H188V259H187ZM207 258H209L210 260H213V261H210V260L207 259ZM219 258L217 259L218 261H219ZM225 258H226V260H225ZM225 258L221 259V262H222V260H223V262H225V261L228 260V257H225ZM238 258H239V257H238ZM238 258H237V259H238ZM33 259H34V258H33ZM86 259H85V261H86ZM117 259H118L119 261L122 260L121 258H118V257H117ZM179 259H180V260H179ZM192 259H193V258H192ZM232 259H233V258H232ZM232 259H231V260H232ZM235 259H236V258H235ZM235 259H234V260H235ZM242 259H243V258H242ZM244 259H245V258H244ZM247 259H248V258H247ZM252 259H253L254 261H253ZM29 260H30V261H29ZM31 260H32V259H28L27 261H28V262H31ZM43 260H44V259H43ZM50 260H52V259L50 258ZM50 260H49L47 263L51 264V263H50ZM64 260H65V261H64ZM80 260H81V257H80ZM80 260H79V261H80ZM97 260H95L94 263H96ZM184 260H182V258H180L179 256H178V258H177V261H180V262H181V261H184ZM194 260H195V259H193L192 261H194ZM196 260H197V259H196ZM214 260H215V262H214ZM224 260H225V261H224ZM229 260H230V259H229ZM234 260H233V262L235 263L236 261H234ZM240 260H241V257H240ZM27 261H26V262H27ZM79 261H78V262H79ZM85 261L83 260V262H85ZM125 261H127L126 258L124 259V262H125ZM171 261H172V260H171ZM171 261H170V262H171ZM177 261H175V262H177ZM192 261H191V262L189 261V262L192 263ZM218 261H217V262H218ZM246 261H248V263H250V262H249L250 260H246ZM259 261H257V262L255 261V262L258 263ZM26 262H25V264H28V263H26ZM32 262H33V260H32ZM51 262H52V261H51ZM63 262L61 261V263H63ZM72 262H73V260H72ZM72 262H71V263L69 262V264H72ZM75 262L77 263V261L75 260V261L73 262V264H75ZM81 262H82V261H81ZM93 262H91V263H93ZM108 262H106V263H108ZM115 262L117 263L118 261L115 259V260L113 261V264H114ZM122 262H123V260L121 261V263H120V262H118V263H119V264H122ZM124 262H123V263H124ZM142 262L144 263V261H142ZM173 262H174V260H173ZM189 262H187V263H189ZM195 262H197V261H195ZM198 262H199V261H198ZM210 262H211V263H210ZM221 262L219 261L218 264H220ZM233 262H232V263H233ZM262 262H263V261L261 260V263H260V264H262ZM23 263H24V262H23ZM33 263H36L35 260H34ZM44 263L42 262L41 264H44ZM66 263H65V264H66ZM106 263H105V264H106ZM116 263H115V264H116ZM118 263H117V264H118ZM127 263H128V262H127ZM133 263H136V264L138 263V264H140L139 262H133ZM147 263H148V262H147ZM147 263L145 262V264H147ZM205 263H206V262H205ZM232 263H231V264H232ZM234 263H233V264H234ZM248 263L245 262V261H242L241 264H248ZM20 264H22V263H20ZM38 264H39V263H38ZM77 264H79V263H77ZM81 264H82V263H81ZM85 264H88V263H85ZM103 264H104V263H103ZM125 264H126V262H125ZM128 264H130V263H128ZM197 264H198V263H197ZM216 264H217V263H216ZM222 264H223V263H222ZM224 264H225V263H224ZM239 264H240V263H239Z\"/></svg>",
    "mask_w": 264,
    "mask_h": 264
}]
</instances>
